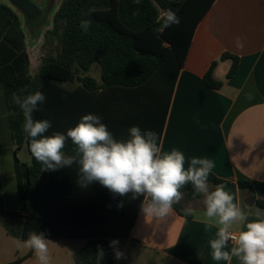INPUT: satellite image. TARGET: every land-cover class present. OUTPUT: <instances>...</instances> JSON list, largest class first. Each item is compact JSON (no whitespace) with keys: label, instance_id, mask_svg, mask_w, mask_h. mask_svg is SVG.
Listing matches in <instances>:
<instances>
[{"label":"trees","instance_id":"16d2710c","mask_svg":"<svg viewBox=\"0 0 264 264\" xmlns=\"http://www.w3.org/2000/svg\"><path fill=\"white\" fill-rule=\"evenodd\" d=\"M214 2L141 0L136 4L134 0H63L47 35L49 40L60 38L61 50L44 59L35 74L30 72L20 19L13 8L0 4V83L16 146L15 173L21 204L19 213L5 209L0 182V221L9 234L13 235L10 223L20 216L23 241L31 232L44 233L47 239L84 238L87 242L76 253L75 264H118L110 247L109 234L86 220L82 193L77 191L79 166L43 171L32 155L31 164L22 163L18 158L24 146L30 153V139L23 131V113L14 104L12 95H20L22 88L44 93L46 99L33 112V118L51 122L52 127L45 135L66 134L87 114L102 117V122L114 135H128L132 126L158 133L159 118L164 129L169 102L195 31ZM89 9L94 11L89 13ZM167 9L176 13L180 23L161 28L158 17ZM134 12L138 14L133 16ZM82 20L91 21L87 32L80 26ZM40 35L41 30L36 31V37ZM226 60H232L227 74L231 78L239 68L240 58L224 53L220 61ZM218 63H212L204 76L205 84L213 90L223 85L214 78ZM94 64L101 68V84L88 75ZM75 82L78 83L75 88L65 85ZM73 147L69 140L65 153L72 154ZM208 183L215 187L231 182L210 174ZM237 186L242 192L253 188L252 183L244 179L238 180ZM181 191L188 200L202 196L195 193L191 183ZM256 203L264 209V199ZM173 210L191 218L185 215L182 200L173 205ZM32 256L33 250L25 258H17L9 264H20ZM190 264L201 263L191 260Z\"/></svg>","mask_w":264,"mask_h":264},{"label":"crops","instance_id":"0c3cea01","mask_svg":"<svg viewBox=\"0 0 264 264\" xmlns=\"http://www.w3.org/2000/svg\"><path fill=\"white\" fill-rule=\"evenodd\" d=\"M238 37L242 48L236 46ZM224 53L240 58L239 68L231 78L227 74L232 60L220 61ZM215 61L219 63L214 78L223 83L219 90L209 88L204 82L205 74ZM9 114L0 83L1 193L5 209L19 213L16 146L11 137ZM197 116L199 124L194 119ZM157 134L164 151L176 148L184 153L185 168L191 157H207L214 161L211 174L218 178L236 184L240 179L250 181L252 191L242 192L238 188L241 208L248 198L264 199V0H215L195 31L169 102L164 129L159 118ZM114 137L121 140L128 135ZM18 158L22 163H32L27 146L21 149ZM77 187L86 207L83 210L86 220L107 232L110 242H119L112 247L114 254L115 250L122 253V258L116 259L118 264H134L137 259L141 264H190L191 260L201 264H228L212 259L209 241L216 238L219 226L214 219L206 230L204 204L194 203L199 202V198L182 199L184 209L199 210L191 218L182 217L174 210L163 218L148 217L141 207L143 196L133 199L131 193L115 195L98 182L86 187L78 183ZM242 209L248 213L245 223L257 219L249 207L245 205ZM22 225V217H15L10 223L11 235L0 221V264L19 258L10 259L6 255L8 250L5 257L1 252L3 246L21 240ZM243 228L244 225L235 224L230 231L239 233ZM48 240L76 242L74 257L87 242L84 238ZM232 246L229 242L225 250L230 251ZM231 264H239V261L234 257Z\"/></svg>","mask_w":264,"mask_h":264},{"label":"clouds","instance_id":"9594fccd","mask_svg":"<svg viewBox=\"0 0 264 264\" xmlns=\"http://www.w3.org/2000/svg\"><path fill=\"white\" fill-rule=\"evenodd\" d=\"M134 3L140 4L141 0H134ZM92 11L94 9H89V13ZM137 14L134 12L133 16ZM158 21L161 28L180 23L171 9L163 10ZM90 24V20H82L80 26L87 32ZM236 46L243 47L239 37ZM20 93H13L12 100L23 113L22 128L30 139V153L42 165L43 171L78 165V183L82 187L98 182L115 195L131 193L133 199L143 196L141 207L145 214L160 218L172 214L173 205L184 197L181 189L191 183L195 193L204 196L206 230L214 219L219 226L216 238L209 241L212 259L231 264L235 257L239 264H264V214L257 212V219L245 223L248 213L225 185L218 184L210 191L208 181L215 167L213 160L191 157L185 168L184 153L176 148L164 151L163 142L156 132L132 126L128 129L127 139L117 140L102 122V117L96 114L84 115L66 134L53 132L45 135L52 127L51 122L33 118V112L46 99L44 93L29 92L26 88H22ZM194 119L197 124L200 123L198 116ZM69 140L74 145L70 155L64 151ZM194 211L191 207L184 209L187 216H192ZM235 224L244 225L238 235L230 231ZM230 240L234 244L228 251L225 249ZM50 243L44 233L37 232L29 233L28 239L23 242L24 247L33 250L38 264H52ZM118 243L113 240L110 247ZM121 258L122 253L115 250V259Z\"/></svg>","mask_w":264,"mask_h":264},{"label":"rangeland","instance_id":"374dc122","mask_svg":"<svg viewBox=\"0 0 264 264\" xmlns=\"http://www.w3.org/2000/svg\"><path fill=\"white\" fill-rule=\"evenodd\" d=\"M35 1L39 5H41V3L46 2V0H35ZM62 1L63 0H47V2H49L50 5L47 14V20L50 24L41 29V35L38 38L36 37V31L34 32L32 30L27 29L24 15L19 10L15 9L9 0L0 1V3H6L10 5L20 19L21 28L24 31L26 37L25 38L26 53L29 57L30 72L33 74H35L38 71L44 59L48 58L50 55H57L58 52L61 50L60 38L56 37L53 40H49L47 38V35L52 28V20L59 6L61 5ZM88 75L97 79L99 82L102 81L101 68L98 64H94L91 67V70L88 73ZM77 84L78 83L75 82L73 85L69 83L65 85L76 86ZM212 188L213 187L209 185L210 191L212 190ZM203 200H204V196L202 194V196L199 198V202H194V203L197 206H199L201 203H202L201 205H203ZM196 211L199 212L198 209H196L194 212ZM23 242H24L23 240H17L6 246H3L2 247L3 251L1 252L2 255L6 253V250H8V254L6 255L10 256V259L14 260L17 257L24 258L29 254L31 249L24 247ZM76 248H77V243L73 241H62V242L51 241V243L49 244V251L52 257V264H75L74 251L76 250ZM3 257H5V255ZM24 264H38L34 252H33V257L28 261H26ZM134 264H141V260L137 259L136 262H134Z\"/></svg>","mask_w":264,"mask_h":264},{"label":"water","instance_id":"95a60500","mask_svg":"<svg viewBox=\"0 0 264 264\" xmlns=\"http://www.w3.org/2000/svg\"><path fill=\"white\" fill-rule=\"evenodd\" d=\"M10 1L17 9H19L29 17H32L38 10L35 4L31 3L29 0H10ZM225 186H226V190L230 191L234 195L235 200L239 203L237 184L235 182H231L229 185H225ZM212 190H214V187L212 188ZM244 203L247 207H249L252 210L253 213L256 214L257 212H259L261 214H264V209L257 205L255 197L245 200Z\"/></svg>","mask_w":264,"mask_h":264},{"label":"flooded vegetation","instance_id":"af4514ba","mask_svg":"<svg viewBox=\"0 0 264 264\" xmlns=\"http://www.w3.org/2000/svg\"><path fill=\"white\" fill-rule=\"evenodd\" d=\"M29 1L31 3H33V4H35V6L38 9L37 12L32 17H29L28 15H26L25 13H23L22 11H20L19 9H17L12 4L11 1H10V3L13 5V7L15 9L19 10L24 15V18L26 20L27 29L32 30V31L35 32V31L41 30L43 27L48 26L50 24L48 22V20H47V14H48V9H49L50 5H49V2H47V0H46V2L41 3V5H39L38 3H36L35 0H29ZM3 4H6V3H3ZM6 5H8V4H6ZM8 6H10V5H8Z\"/></svg>","mask_w":264,"mask_h":264},{"label":"built area","instance_id":"2783aa9c","mask_svg":"<svg viewBox=\"0 0 264 264\" xmlns=\"http://www.w3.org/2000/svg\"><path fill=\"white\" fill-rule=\"evenodd\" d=\"M233 234H234V235H238V233H236V232H233ZM229 242H230L231 244H234V241H231V240H230Z\"/></svg>","mask_w":264,"mask_h":264}]
</instances>
